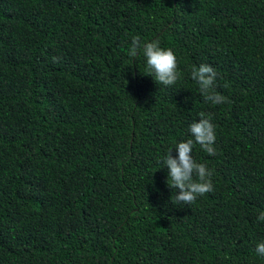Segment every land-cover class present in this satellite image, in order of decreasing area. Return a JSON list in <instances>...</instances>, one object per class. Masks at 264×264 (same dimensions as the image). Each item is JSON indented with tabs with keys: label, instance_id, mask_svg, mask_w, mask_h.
Listing matches in <instances>:
<instances>
[{
	"label": "trees",
	"instance_id": "16d2710c",
	"mask_svg": "<svg viewBox=\"0 0 264 264\" xmlns=\"http://www.w3.org/2000/svg\"><path fill=\"white\" fill-rule=\"evenodd\" d=\"M136 36L173 50V85ZM201 112L213 191L175 203L163 159ZM261 211L264 0H0V264H264Z\"/></svg>",
	"mask_w": 264,
	"mask_h": 264
},
{
	"label": "clouds",
	"instance_id": "9594fccd",
	"mask_svg": "<svg viewBox=\"0 0 264 264\" xmlns=\"http://www.w3.org/2000/svg\"><path fill=\"white\" fill-rule=\"evenodd\" d=\"M130 55L135 58L141 54L146 59L148 74L155 77V81L165 86L173 85L178 79L177 59L171 48H163L158 40L143 42L136 36L131 40ZM58 58L54 57L56 61ZM217 72L207 63L191 67V78L199 85L200 93L204 99L213 105L227 102V97L215 91L214 82ZM190 138L177 141L173 147L167 150L163 163L168 169L167 184L175 191V203L185 205L192 204L198 196L213 191L212 171L205 163L197 162L192 156L194 143L209 155H215V126L211 122V113H199V119H194L189 125ZM175 148L178 155L173 156ZM258 221H264V211L257 217ZM256 253L264 257V241L256 244Z\"/></svg>",
	"mask_w": 264,
	"mask_h": 264
}]
</instances>
